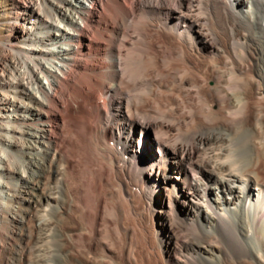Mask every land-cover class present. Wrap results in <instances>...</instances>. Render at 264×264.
<instances>
[{
  "label": "bare ground",
  "instance_id": "1",
  "mask_svg": "<svg viewBox=\"0 0 264 264\" xmlns=\"http://www.w3.org/2000/svg\"><path fill=\"white\" fill-rule=\"evenodd\" d=\"M0 1V264H264V0Z\"/></svg>",
  "mask_w": 264,
  "mask_h": 264
},
{
  "label": "rangeland",
  "instance_id": "2",
  "mask_svg": "<svg viewBox=\"0 0 264 264\" xmlns=\"http://www.w3.org/2000/svg\"><path fill=\"white\" fill-rule=\"evenodd\" d=\"M1 2V1H0ZM147 141V140H146ZM145 143H147V142H145ZM153 209H155L156 210V208H155V206L153 207Z\"/></svg>",
  "mask_w": 264,
  "mask_h": 264
}]
</instances>
